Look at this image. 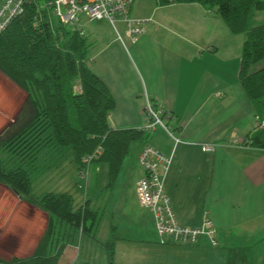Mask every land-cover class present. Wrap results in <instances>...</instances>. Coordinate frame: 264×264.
<instances>
[{
	"label": "crops",
	"instance_id": "obj_1",
	"mask_svg": "<svg viewBox=\"0 0 264 264\" xmlns=\"http://www.w3.org/2000/svg\"><path fill=\"white\" fill-rule=\"evenodd\" d=\"M131 15L152 18L135 42L125 28L118 29L119 34L111 27L92 32L95 44L104 39L95 52L91 50L90 66L115 98L111 126L142 127L146 95L171 111L170 123L184 142L175 144L160 127L149 140L165 154H173L166 192L184 225L200 224L208 212L218 227L220 243L212 246L205 239L198 245L160 243L154 216L141 204L136 190L144 175L138 162L139 143L136 163L128 161L121 167L118 182L106 197L104 213L111 220L106 236L107 242H114L115 257L117 240H123L132 244L127 252L130 264H264V148L251 143L257 117L239 74L246 36L232 33L221 17L200 3L163 5L159 0H134ZM257 15L251 17L252 26L264 20ZM204 144L215 149L203 151ZM136 164L130 188L122 186L119 176ZM88 168L81 178L84 185L78 183V188L100 186L102 190L108 183V163L97 161ZM116 196L122 210L137 219L135 225L117 217L118 204L111 208ZM84 199L90 200L86 195ZM135 206L147 211L146 220L137 216ZM48 219L45 211L0 184V257L32 254ZM101 223L89 233L93 239Z\"/></svg>",
	"mask_w": 264,
	"mask_h": 264
},
{
	"label": "trees",
	"instance_id": "obj_2",
	"mask_svg": "<svg viewBox=\"0 0 264 264\" xmlns=\"http://www.w3.org/2000/svg\"><path fill=\"white\" fill-rule=\"evenodd\" d=\"M39 1L26 4L24 12L0 33V71L26 93L17 115L0 131V184L47 212L49 219L32 254L11 259L0 257V264H58L69 242V228L83 234L95 227L96 211L88 205L90 200L77 206L68 191L41 196L33 193L31 167L46 147L58 148V153L70 147L68 152L80 171L87 167L85 157L102 146V154L91 163H108L107 186L111 188L132 145L151 139V134L140 128L111 126L109 118L116 101L90 66L94 42L76 27L56 23L51 9L37 10ZM159 2L208 6L226 22L232 33L246 36L240 81L255 106L256 117L262 118L264 23L251 26L250 20L255 11L264 10V0ZM259 64L261 66L257 67ZM256 128L250 137L251 143L264 148V128ZM105 245L109 264H117L114 242Z\"/></svg>",
	"mask_w": 264,
	"mask_h": 264
},
{
	"label": "built area",
	"instance_id": "obj_3",
	"mask_svg": "<svg viewBox=\"0 0 264 264\" xmlns=\"http://www.w3.org/2000/svg\"><path fill=\"white\" fill-rule=\"evenodd\" d=\"M37 0H2L0 4V33L7 29L11 22L25 10L26 4ZM134 0H48L47 9H51L61 24L78 28L83 32L80 24L81 15L84 14L89 20H108L119 34L116 22L121 21L125 25L126 34L132 42L145 33V25L152 20L147 17H135L131 15V6ZM45 1L38 6L44 9ZM120 37V35H119ZM121 38V37H120ZM77 89L80 86L77 85ZM221 95V93L219 94ZM218 95V96H219ZM145 124L140 129L153 132L156 128H163L175 141V144L183 142L181 135L170 124L173 114L160 102H155L148 95L145 98L143 109ZM257 126H264V119L257 118ZM215 146L204 144L203 151L212 152ZM103 151L99 146L96 150L85 157L86 169L80 170L81 178L88 174V166L94 158H98ZM138 162L144 170V175L136 185L137 194L141 204L150 209L157 231L160 235V243L198 245L205 239L212 246L219 245L218 227L208 212H204L200 224L188 226L180 223L176 217L171 199L165 189V181L173 163V154H165L150 142L143 143L139 153Z\"/></svg>",
	"mask_w": 264,
	"mask_h": 264
},
{
	"label": "rangeland",
	"instance_id": "obj_4",
	"mask_svg": "<svg viewBox=\"0 0 264 264\" xmlns=\"http://www.w3.org/2000/svg\"><path fill=\"white\" fill-rule=\"evenodd\" d=\"M44 1H45L44 9H47L48 6H46V2L48 0H44ZM44 1L40 0L39 3L36 4L37 10L41 9L38 6V4L40 5ZM255 12L256 14L262 15V17L264 18V10L255 11ZM54 18L56 23L59 22L55 16ZM147 18H151V17H147ZM253 20L254 19H251V23H253ZM106 21L108 22L107 24H105ZM258 23H264V20ZM80 24L83 26L82 28L84 34L89 36L90 41H93L92 37H94V35L92 32L95 30V28L97 30H100L105 28L109 29L111 27L115 31L114 26L108 20L105 19L89 20L84 14L81 15ZM250 25L252 26V24ZM116 27L121 32L123 31V28H126L125 25L122 26V23L120 21L116 22ZM103 40L104 39H102L101 37L98 40L97 44L94 43L92 47V51L95 52L97 47L100 45V42H102ZM260 66L261 64H259L257 67ZM219 94L220 93H218L217 96ZM25 95L26 93L12 79H10L8 76H6L3 72L0 71V119L1 117L3 118V120H0V128L2 127L4 128L9 122H11L14 119L13 117L15 116L14 113H16L17 109H19ZM261 117L264 119V116ZM6 121L7 123L5 124ZM3 124L5 125L2 126ZM259 128H264V126ZM139 147L140 145L138 142L132 145L130 149V153L125 158L123 165L128 161H131L132 164L136 163L135 160L137 157V152ZM57 149L58 148L55 147L54 149L52 147H46L44 152H41L39 154L38 159L34 162V165L31 167L33 186H34L33 193L36 196H41L45 192L48 193V192L68 191L75 197L76 200L75 203L77 205L84 203L85 201L84 195H86L87 198L90 199L88 205L93 210L96 211V220H94L95 227L98 222H102L98 231V235L97 236L95 235L96 237H94V239L89 234L92 230H88L85 234L83 232L84 234L83 235L80 230L76 228H69L70 243H68L67 253L65 255V258H62L59 264H67L69 260L73 261L74 264H109L107 247L106 246L104 247L103 244L108 241V238L106 236L107 234L106 231L108 225H110L111 222L107 213H104L106 197L108 196L110 188H108L107 185L104 186L102 190L100 186L92 190L90 189L87 190L85 188L83 189L78 188V183L83 184V180L81 181V177L79 176L80 171L78 170L79 169L78 164L73 160L72 154L68 152V150H70L71 148L70 147L64 148L65 150H67L64 151V153H58ZM53 150L57 152H53ZM52 157H54L53 160ZM136 168H137V164L135 165V169L126 168L125 169L126 172L123 174L121 173L119 178H121L122 186L130 188L132 184V180L135 177L134 174L136 172ZM119 202L120 200H118V197L116 196L115 200H112L111 203V208L114 203H116V205L118 204V210L116 212L117 217L119 216L123 223L132 226L135 225L137 219L130 218L129 213L124 212L122 210ZM135 213L139 218L141 219L143 218V220L144 219L146 220L147 211L145 209H138L137 206H135ZM149 222H151V224L154 225L151 217H149ZM88 223L90 224V221H88ZM95 227L93 228V230L95 229ZM117 242H118L117 244L118 249H117L116 257L114 255V261L117 264H130L128 258L129 256L127 252L129 250V244L131 246L132 244L128 241H123V240H117ZM68 257L69 260L66 259Z\"/></svg>",
	"mask_w": 264,
	"mask_h": 264
}]
</instances>
